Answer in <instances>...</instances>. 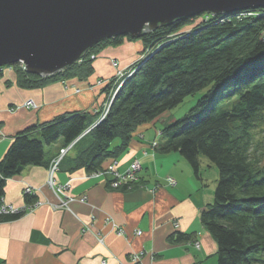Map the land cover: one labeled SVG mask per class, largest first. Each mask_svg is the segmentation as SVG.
Returning <instances> with one entry per match:
<instances>
[{
    "label": "trees",
    "instance_id": "16d2710c",
    "mask_svg": "<svg viewBox=\"0 0 264 264\" xmlns=\"http://www.w3.org/2000/svg\"><path fill=\"white\" fill-rule=\"evenodd\" d=\"M140 39V59L127 68L130 74L127 71L102 119L101 110L92 116L67 112L12 137L0 159V223L20 218L37 201L35 194L23 193L24 208L1 212L6 180L26 166H45L46 146L61 140L64 147L90 128L73 146L79 151L67 170L95 172L106 160L121 156L140 126L203 91L182 117L163 126L158 150L178 152L198 179L201 159L217 168L213 200L199 213L201 226L216 243V264H264V8L201 13L174 20ZM125 40L132 38L104 39L77 62L47 77L14 64L0 67V79L8 67L22 89L90 77L97 55ZM115 78L106 82L105 91H114ZM167 241L197 240L192 233L174 232Z\"/></svg>",
    "mask_w": 264,
    "mask_h": 264
},
{
    "label": "crops",
    "instance_id": "0c3cea01",
    "mask_svg": "<svg viewBox=\"0 0 264 264\" xmlns=\"http://www.w3.org/2000/svg\"><path fill=\"white\" fill-rule=\"evenodd\" d=\"M142 49L141 41L126 40L120 46L106 47L95 58L90 77L61 78L35 89L19 88L13 69L5 68L0 79V159L12 137L27 126L67 112H87L90 116L103 112L113 90L105 91L96 80L104 79L106 84L115 78L112 61L118 68L127 67L139 58ZM27 99L39 107L10 111ZM165 114L140 126L116 159L119 171L134 160L141 166L138 182L130 189L110 187L108 176L88 178L84 169L68 171L78 146L64 156L56 181L70 179L69 194L84 195L85 201H71L70 211L54 208L56 197L46 185L47 167L63 147L61 140L44 148L45 166H26L20 174L8 178L5 205L23 207L27 187L40 204L16 220L0 223V264H216V243L199 222L201 209L209 203L204 159L198 179L178 152L164 154L158 150L161 129L174 119L158 127V120ZM170 176L176 182L173 186L165 181ZM112 223L122 234L115 232ZM174 232L194 234L199 247L191 242L169 243L167 238ZM133 254L140 259L132 261Z\"/></svg>",
    "mask_w": 264,
    "mask_h": 264
},
{
    "label": "water",
    "instance_id": "95a60500",
    "mask_svg": "<svg viewBox=\"0 0 264 264\" xmlns=\"http://www.w3.org/2000/svg\"><path fill=\"white\" fill-rule=\"evenodd\" d=\"M264 8V0H0V67L53 75L114 36L140 39L174 20Z\"/></svg>",
    "mask_w": 264,
    "mask_h": 264
},
{
    "label": "built area",
    "instance_id": "2783aa9c",
    "mask_svg": "<svg viewBox=\"0 0 264 264\" xmlns=\"http://www.w3.org/2000/svg\"><path fill=\"white\" fill-rule=\"evenodd\" d=\"M112 65L116 68L115 71V75L116 76H121L124 73L122 72V69H118V65L116 61H112ZM20 66L25 69L24 65L22 62H20ZM127 73V72H126ZM127 74H130V71H128ZM126 75V74H125ZM118 82L116 84V87L114 89V91L112 92V95L109 98L108 104H106V107L104 108L103 112L101 113L99 120L102 119L104 117V115L106 114L108 107L111 103V100L117 90V88L120 86L122 79L124 77H120L119 80L118 77H116ZM101 85L105 84V80H101L100 81ZM20 107H24L27 109H37L39 107V105L32 99H27L22 105L19 106H15L13 109H10V111H14L17 108ZM90 128L86 129L84 132H82L77 138H75L73 141H71L69 144H67L66 146L62 147L59 149L58 153L51 159L48 168H47V179H46V185L47 187L52 191L53 195L56 197V204L54 206V208L56 207H62L64 209H67L70 211L69 209V203L71 201L74 200H79L80 202H84L85 201V196L81 195V196H73L71 194H69V189L71 187V180H67L64 183H58L56 181V173L59 171V166L60 163L62 161V159L64 158V156L67 154V152L69 150H71L73 148V146L75 145V143L83 136L85 135L88 130ZM3 138V134L1 132V128H0V141ZM153 146L156 145V142L152 143ZM117 160L116 159H111L105 166H103L101 169L92 172V173H88L87 177L88 178H102V177H110L109 178V185L112 188H125V189H130L133 187V185H135V183L138 182L139 176H138V172L141 168L139 162L137 160H134L132 163L129 164V166L124 169L123 171H119L117 170ZM165 181L167 182V184L169 185H175V180L171 177H167L165 178ZM24 193H28V194H33L32 189H30L29 187L24 189ZM40 204V202L37 200L35 201V203L30 206L29 210H32L33 208H35L36 206H38ZM24 208L21 207L20 209ZM19 211V209L13 208L11 206L5 205L3 204L1 207V212L3 213H15ZM113 228L115 229V232L117 234H122V230L119 229L114 223H112ZM82 230H85L84 228H82ZM141 233L140 230L137 231V235H139ZM99 241H102V239L99 238ZM195 247H199V242L196 241L194 243ZM140 259V256L138 254H133L131 256V260L132 261H138Z\"/></svg>",
    "mask_w": 264,
    "mask_h": 264
},
{
    "label": "rangeland",
    "instance_id": "374dc122",
    "mask_svg": "<svg viewBox=\"0 0 264 264\" xmlns=\"http://www.w3.org/2000/svg\"><path fill=\"white\" fill-rule=\"evenodd\" d=\"M199 21V20H198ZM198 21H196L197 23H198ZM191 26H189L188 28H185L183 31H186V30H188L189 28H190ZM132 41H134V42H140L141 41V39H134V38H132ZM132 41H130V42H132ZM138 59H140V57L138 58ZM138 59L135 61V62H137L138 61ZM134 63V62H133ZM132 63V64H133ZM16 64H18V65H20V62H17ZM14 65V64H13ZM24 65V64H23ZM117 65H118V63H117ZM129 66H127V67H122V68H118V69H122V72L124 73L123 75H121V76H116V75H114L115 77H118V79L120 78V77H125V74H126V72L128 71L127 70V68H128ZM23 69V68H22ZM25 70V69H24ZM14 71V70H13ZM126 71V72H125ZM101 80H104V79H98V80H96V85H99V86H102L101 85V83H100V81ZM120 80V79H119ZM121 81V80H120ZM104 86V85H103ZM203 94V91H199V92H197V93H195V94H193V95H190V96H187L181 103H179L177 106H175V107H173L172 109H170L169 111H167L166 112V114L163 116V118H161V119H159L158 120V123H157V126L158 127H161L162 125H164L165 124V120H170V119H172V118H174V119H178V118H180V117H182L185 113H186V111L191 107V106H193L195 103H196V101H197V99L201 96ZM108 104V103H107ZM22 105V104H21ZM204 160V162H205V172H206V175H207V180H206V185H207V187H208V189L206 190V193H208L209 192V203H211L212 202V200H213V197H212V195H213V192H214V188H215V181H216V179H217V177H218V170H217V168L213 165V164H211L210 162H208L205 158H203ZM171 177V176H170ZM165 178H167V177H165ZM171 178H173V177H171ZM174 179V178H173ZM176 183V182H175ZM173 186V185H172Z\"/></svg>",
    "mask_w": 264,
    "mask_h": 264
}]
</instances>
